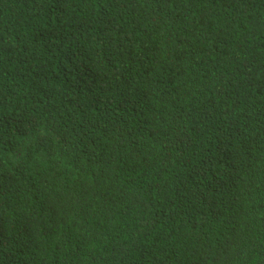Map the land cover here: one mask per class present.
<instances>
[{"label":"trees","instance_id":"16d2710c","mask_svg":"<svg viewBox=\"0 0 264 264\" xmlns=\"http://www.w3.org/2000/svg\"><path fill=\"white\" fill-rule=\"evenodd\" d=\"M202 259L264 264V0H0V264Z\"/></svg>","mask_w":264,"mask_h":264},{"label":"clouds","instance_id":"9594fccd","mask_svg":"<svg viewBox=\"0 0 264 264\" xmlns=\"http://www.w3.org/2000/svg\"><path fill=\"white\" fill-rule=\"evenodd\" d=\"M88 185H89V182L87 181V182L85 183V185H84V187H83L82 190L87 189ZM67 194H70V193L67 192ZM199 264H211V261L206 260V259H202V260L199 262Z\"/></svg>","mask_w":264,"mask_h":264}]
</instances>
